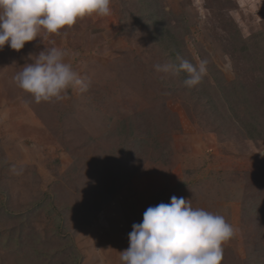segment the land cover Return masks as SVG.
<instances>
[{"label":"rangeland","instance_id":"1","mask_svg":"<svg viewBox=\"0 0 264 264\" xmlns=\"http://www.w3.org/2000/svg\"><path fill=\"white\" fill-rule=\"evenodd\" d=\"M161 1L195 64L207 61L212 79L226 83L239 76L262 100L264 0ZM136 5L111 0L109 15L48 38L88 85L64 100L36 103L14 80L48 40L1 50L10 56L0 57V264H108L106 244L114 262L132 225L172 196L233 226L222 264H263L264 142L231 139L226 124L200 120L192 100L204 88L218 94L216 83L188 91L175 72L156 71L171 51L144 29ZM117 130L129 135L124 149Z\"/></svg>","mask_w":264,"mask_h":264},{"label":"clouds","instance_id":"2","mask_svg":"<svg viewBox=\"0 0 264 264\" xmlns=\"http://www.w3.org/2000/svg\"><path fill=\"white\" fill-rule=\"evenodd\" d=\"M111 0H0V50L8 45L16 52L39 37L45 44L38 55L28 54L31 63L15 77L18 88L36 103L67 98L70 89L85 91L88 85L70 62L68 53L48 39L71 29L88 16L110 14ZM178 65L156 64L158 72L175 69L187 74L184 84L198 85L207 72V61L198 65L179 58ZM234 228L222 215L193 208L190 200L171 197L170 203L149 206L141 223H134L129 246L120 253L121 264H222L223 244Z\"/></svg>","mask_w":264,"mask_h":264},{"label":"trees","instance_id":"3","mask_svg":"<svg viewBox=\"0 0 264 264\" xmlns=\"http://www.w3.org/2000/svg\"><path fill=\"white\" fill-rule=\"evenodd\" d=\"M136 1V10L138 11L136 17L142 21L144 29L150 32V34L156 39L155 41L157 45H160V49H163L166 53L171 51L166 54L164 60L168 62V64L178 65V57L183 59L189 58V61L195 64L192 55L187 56L185 50H182L183 40H180V37H176L172 28L167 25L165 20L163 21V18L167 16L168 13H166L162 1ZM125 5L126 4H123L122 8H124ZM120 18L124 25H127L128 21L126 13L122 9ZM239 51L246 53L248 48L244 47ZM253 57H255V55ZM258 58L256 60L258 62V71H264L262 60H259L260 58ZM172 71L179 75V78L183 81L187 78V74L183 71H176L175 69ZM210 73L211 70H207L202 80L208 78L212 79ZM212 81L217 85L215 90H217L218 94L210 96L204 88L201 91H197L198 97L196 100H192L195 105L197 104L198 106L199 115L202 117L200 120L209 125L216 124L218 128L226 124L228 127L224 132H226L231 139L239 140L243 137L245 141L264 142V74L258 78V83L261 87V101H258L257 97L255 98V96L249 92L246 84H244L242 78H239V76L231 83L224 82L223 78H213ZM200 83L203 82L201 81ZM185 87L188 91L195 89L194 87L189 88L186 85ZM256 102L258 103L257 105ZM114 134L115 133L112 132V135ZM217 134L219 137H227L225 134ZM116 138L118 139V143L122 144L120 147L121 149H124L126 142L130 141L129 135L125 131L122 132L117 130ZM133 141H136L137 144H141L135 137Z\"/></svg>","mask_w":264,"mask_h":264},{"label":"crops","instance_id":"4","mask_svg":"<svg viewBox=\"0 0 264 264\" xmlns=\"http://www.w3.org/2000/svg\"><path fill=\"white\" fill-rule=\"evenodd\" d=\"M6 55H8V56H10V54H8V53H3L1 50H0V57L1 56H6ZM38 122V120L37 119H34V120H31L30 121V123H33L34 124V128H38V129H40L41 130V127H40V125L37 123ZM39 130V131H40ZM120 244H123L124 245V249H123V251L124 250H126L127 248H128V246H129V243H127L126 242V244L122 241H120ZM105 248H106V252H104L105 253V255H107L108 256V258H109V260H107V262H108V264H109V262H111V263H113V264H121V262H120V253H118L117 254V257H116V259L114 260V262H112V247H108V244H106V246H105Z\"/></svg>","mask_w":264,"mask_h":264}]
</instances>
